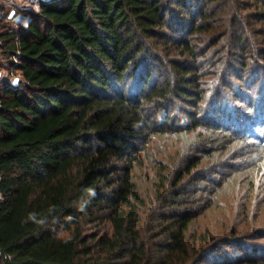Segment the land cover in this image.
<instances>
[{"label": "trees", "instance_id": "trees-1", "mask_svg": "<svg viewBox=\"0 0 264 264\" xmlns=\"http://www.w3.org/2000/svg\"><path fill=\"white\" fill-rule=\"evenodd\" d=\"M10 66L0 264H264V0L5 7Z\"/></svg>", "mask_w": 264, "mask_h": 264}, {"label": "rangeland", "instance_id": "rangeland-1", "mask_svg": "<svg viewBox=\"0 0 264 264\" xmlns=\"http://www.w3.org/2000/svg\"><path fill=\"white\" fill-rule=\"evenodd\" d=\"M0 5H1L0 18H1L2 14L5 11V7L13 8V9H16V10L36 11L37 10V5H38V0H0ZM23 21H25V18L22 15H17V17L15 18V23H13L15 25V28L18 27V25H21V23ZM17 76H18V73L16 72L15 68H13L11 66H10L9 69H0V83H2L3 85H6V84L12 85V84H14L16 82V80H17ZM255 131H259V129H256ZM227 170H228V167H224V168L218 169L217 172L226 173ZM213 176H214L213 182L219 181L218 180V176H216V175H213ZM194 184H195L194 187L197 186L196 188H200L201 190H203L204 188H209L208 193L206 194V197H209V191L211 192V190L214 189L213 183L211 184V183H209L207 181L203 182V181L199 180V181H196V183H194ZM230 188H231V185L229 183H227V184L225 183V185L220 187L216 191V193L217 192H221L222 196H223L222 193H224V194H226L228 192L232 193V190ZM200 192L201 193H199V194H202V196H203V192L202 191H200ZM216 211L215 210H213V211L210 210L208 216L204 220H200V226L203 227L207 223L211 222L212 218L217 216V212Z\"/></svg>", "mask_w": 264, "mask_h": 264}, {"label": "clouds", "instance_id": "clouds-1", "mask_svg": "<svg viewBox=\"0 0 264 264\" xmlns=\"http://www.w3.org/2000/svg\"><path fill=\"white\" fill-rule=\"evenodd\" d=\"M87 191H88L89 195H91V196H95L96 195L95 190L92 189V188L87 189ZM81 211H83V208H81Z\"/></svg>", "mask_w": 264, "mask_h": 264}, {"label": "crops", "instance_id": "crops-1", "mask_svg": "<svg viewBox=\"0 0 264 264\" xmlns=\"http://www.w3.org/2000/svg\"><path fill=\"white\" fill-rule=\"evenodd\" d=\"M24 18H25V21H23L21 24L25 26L29 19H28V17H24Z\"/></svg>", "mask_w": 264, "mask_h": 264}, {"label": "water", "instance_id": "water-1", "mask_svg": "<svg viewBox=\"0 0 264 264\" xmlns=\"http://www.w3.org/2000/svg\"><path fill=\"white\" fill-rule=\"evenodd\" d=\"M13 13L10 15V17H12ZM17 84V83H16Z\"/></svg>", "mask_w": 264, "mask_h": 264}]
</instances>
